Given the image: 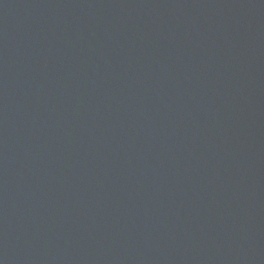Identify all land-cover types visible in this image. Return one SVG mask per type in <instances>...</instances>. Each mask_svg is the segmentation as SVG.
I'll return each instance as SVG.
<instances>
[{"label": "water", "instance_id": "95a60500", "mask_svg": "<svg viewBox=\"0 0 264 264\" xmlns=\"http://www.w3.org/2000/svg\"><path fill=\"white\" fill-rule=\"evenodd\" d=\"M0 264H264V0H0Z\"/></svg>", "mask_w": 264, "mask_h": 264}]
</instances>
